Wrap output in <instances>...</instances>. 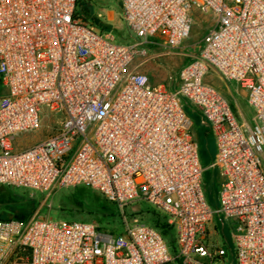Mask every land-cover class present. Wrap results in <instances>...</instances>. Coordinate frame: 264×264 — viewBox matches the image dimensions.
Returning <instances> with one entry per match:
<instances>
[{"label":"built area","instance_id":"built-area-1","mask_svg":"<svg viewBox=\"0 0 264 264\" xmlns=\"http://www.w3.org/2000/svg\"><path fill=\"white\" fill-rule=\"evenodd\" d=\"M91 1L0 0V186L48 195L88 188L117 205L122 232L49 216L0 219V264L222 263L227 251L210 234L216 215L236 264H264V0H118L136 45L115 43L80 13ZM196 13L212 24L174 90L132 68L147 45L184 47ZM210 72L246 91L251 125L207 84ZM187 109L215 140L217 210ZM51 116L60 121L42 141L16 147ZM138 201L167 216L175 252L160 231L125 215Z\"/></svg>","mask_w":264,"mask_h":264},{"label":"rangeland","instance_id":"rangeland-1","mask_svg":"<svg viewBox=\"0 0 264 264\" xmlns=\"http://www.w3.org/2000/svg\"><path fill=\"white\" fill-rule=\"evenodd\" d=\"M89 6L95 15L101 13L106 17L111 12L114 13L113 16L111 15V21L109 23L113 25L112 33L116 40L115 43L130 45H136L138 43V39L131 35L128 26L122 20V8L118 0H92ZM78 10L82 13L81 5H79ZM193 19L194 24L192 32L190 37L185 41L183 45L184 47L178 50H170L157 45H147L146 47L149 51L148 56L137 57L132 68L138 66L140 72L146 73L149 76L152 84H161L169 90H174L179 83L178 74L180 68L185 63L188 64L190 62V57L187 56V53L192 54L198 52V44L204 38L212 24L211 17L204 16L200 13H196ZM158 41V39H152V42L154 43ZM178 52L180 54H178ZM206 78L207 84L215 87L225 96L229 95V97L232 98L230 100L233 101L236 109L240 106L246 112L248 110L249 112L251 111L247 106L245 98L240 95V87L235 82H225L214 72H210ZM5 92L6 89L0 81V100ZM189 112L192 121L194 122V131H197L198 128L203 125L190 109ZM43 120V124L38 131L29 134H22L17 137L15 142L17 148H27L42 141L60 121L57 116H51L48 118L44 117ZM195 137L198 138L197 133L195 134ZM206 143L208 153H205L204 160L201 159V163L204 167L203 189L209 205L213 210H217L219 207L218 190L221 177L210 167V155L214 154L215 140L211 136H208ZM19 193H29L30 198L35 201V209L26 219L28 221L33 218H45L47 216H49V219L52 221H59L62 219L83 220L86 222L93 221L95 223L100 221V217L94 214L99 209L97 207L98 204L96 206L95 201H98V199H104L95 192L87 190L85 187L64 189L56 191L50 195L40 194L39 192H36L38 193L36 194L31 191H20ZM3 203L4 205L7 204L0 199V208L4 207ZM147 207V203L138 201L131 205L126 212L127 215H130L129 217L133 218L137 216L149 225L146 220L148 216L147 214H144ZM7 216L11 217L14 216V214H7ZM220 226V217L216 215L213 224L210 226L211 240L217 247H224L227 251V255L224 257V262H216L215 264H236V248L232 234L229 229H226L224 235L221 233Z\"/></svg>","mask_w":264,"mask_h":264},{"label":"trees","instance_id":"trees-1","mask_svg":"<svg viewBox=\"0 0 264 264\" xmlns=\"http://www.w3.org/2000/svg\"><path fill=\"white\" fill-rule=\"evenodd\" d=\"M82 13H84L87 17H89L92 24L95 27H97L100 31L102 32L112 31L113 25L105 20L98 19L94 15L90 6H87V5L82 6ZM187 113L191 115L188 109H187ZM196 133H197L198 138L195 137ZM193 136L199 146L200 158L204 160L205 153L206 152L208 153L206 139L208 136H210V133L206 127L201 126L198 128L197 131H194V128H193ZM212 156L213 154L210 155L211 158ZM86 189L89 191H92L88 188ZM20 191L27 192L29 190L18 189V188H14L11 186H0V199L3 202L7 203L5 205L3 203L4 207L0 208V219L1 220L14 218V219H18L23 222H28V220L26 219L34 211L35 206H36L35 201H33V199L30 198L29 193H19ZM96 194L100 195L99 193H96ZM100 197L104 200L98 199V201L97 200L95 201V204L96 206L98 204L97 207L99 209L94 214L100 217V221L96 224H98L101 227V229L107 232L121 233L122 227H123V222H122L123 216L119 208L117 207L116 204L108 201L102 195H100ZM126 211H125V215L129 217L130 215H127ZM145 211H144V214H147L148 216L146 220L149 223V225L161 232V234L164 236L165 240L167 241L168 245L170 246L172 252H175L176 250V245H175L176 231L173 226L168 224L167 216L164 215L162 212L156 210L149 204H148V207L145 209ZM7 214L8 215L14 214V216L9 217L7 216ZM89 222H93V221H89Z\"/></svg>","mask_w":264,"mask_h":264},{"label":"crops","instance_id":"crops-1","mask_svg":"<svg viewBox=\"0 0 264 264\" xmlns=\"http://www.w3.org/2000/svg\"><path fill=\"white\" fill-rule=\"evenodd\" d=\"M111 13L114 15L113 12H111ZM178 54H180V53L178 52ZM187 56L190 57V59H189V61H190V60H191V54H188V53H187ZM185 64H186V63H185ZM185 64H184V65H185ZM184 65H183V66H184ZM183 66H182V67H183ZM182 67H181V68H182ZM181 68H180V69H181ZM179 72H180V70H179ZM178 75H179V74H178ZM217 76H218V75H217ZM218 77H219V76H218ZM206 79H207V78H206ZM240 95L243 96V97L245 98L246 103H247V106L250 108V106H249V104H248V101H247V93H246V91L240 88ZM226 97H227L228 100L230 101L231 106H232L233 111H234V114H235L237 120L239 121V123H241V124H249V125H251V124L253 123V111H252V109L250 108V110H251L250 112H249V110H248L247 112L244 111L240 106H238V108L236 109V108L234 107L233 101L230 100V99H232V98H230L229 95L226 96Z\"/></svg>","mask_w":264,"mask_h":264}]
</instances>
